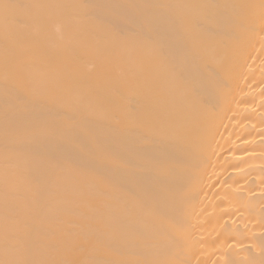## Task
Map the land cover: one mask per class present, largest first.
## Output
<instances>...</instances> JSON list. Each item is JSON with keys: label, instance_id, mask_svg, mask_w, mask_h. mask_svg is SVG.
Segmentation results:
<instances>
[{"label": "bare ground", "instance_id": "obj_1", "mask_svg": "<svg viewBox=\"0 0 264 264\" xmlns=\"http://www.w3.org/2000/svg\"><path fill=\"white\" fill-rule=\"evenodd\" d=\"M0 264H264V0H0Z\"/></svg>", "mask_w": 264, "mask_h": 264}]
</instances>
